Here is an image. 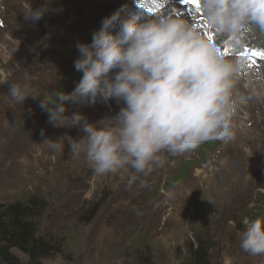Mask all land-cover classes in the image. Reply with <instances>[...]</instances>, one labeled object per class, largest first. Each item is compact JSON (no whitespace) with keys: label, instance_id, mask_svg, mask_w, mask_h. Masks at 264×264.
Wrapping results in <instances>:
<instances>
[{"label":"rangeland","instance_id":"rangeland-1","mask_svg":"<svg viewBox=\"0 0 264 264\" xmlns=\"http://www.w3.org/2000/svg\"><path fill=\"white\" fill-rule=\"evenodd\" d=\"M24 3L31 0H0V87L29 77L43 85L34 87L38 98L45 94L40 93L43 88L56 90L63 81L76 88L79 81L68 73L75 70L77 42L90 43L101 21L121 8L122 16L131 12L143 19H185L213 35L229 59L244 62L233 89L235 138L215 140L214 153L194 163L192 179L170 190L158 192L159 182L166 181L181 159L195 160V155L163 150L151 171L125 167L95 175L83 153L70 154L68 141L84 135L79 127L49 123L43 110L34 116L16 153L20 161L0 162V202L46 199L41 234L61 249L43 264H134L142 256L151 257L154 264H181L199 235L215 244L213 264H264V255L240 247L243 214L252 210L256 195L264 193V52L257 29L244 34L242 47L224 37L215 39L204 22L200 0H140L139 7L137 0H51L50 10L35 24L24 19ZM32 3L39 7L44 0ZM65 106L66 116L83 112L90 123L110 126L109 119L122 105L98 100L94 105L74 101ZM57 139L65 146L63 152L55 153L44 143ZM12 149L0 145V154ZM131 176L136 179L129 186ZM148 184L150 197L134 213L128 205Z\"/></svg>","mask_w":264,"mask_h":264},{"label":"clouds","instance_id":"clouds-1","mask_svg":"<svg viewBox=\"0 0 264 264\" xmlns=\"http://www.w3.org/2000/svg\"><path fill=\"white\" fill-rule=\"evenodd\" d=\"M51 0L39 7L22 4L26 21L35 24L50 10ZM140 6V0H137ZM209 33L224 37L236 47L253 28L264 34V0H200ZM124 8L101 21L91 42L79 41L74 62L82 78L72 93L45 95L40 108L49 123L79 127L84 133L68 141L70 154L86 156L95 175L130 167L151 171L159 153L173 155L195 149L210 140L235 138L233 117L242 59H229L207 35L180 17L143 19ZM9 96L22 104L34 95L28 81L11 83ZM94 105L116 100L122 106L110 126L90 123L83 112L65 115V101ZM243 98H241V102ZM55 153L63 152L60 139L44 142ZM136 179L131 176L129 186ZM240 247L251 255H264V219L242 221Z\"/></svg>","mask_w":264,"mask_h":264},{"label":"trees","instance_id":"trees-1","mask_svg":"<svg viewBox=\"0 0 264 264\" xmlns=\"http://www.w3.org/2000/svg\"><path fill=\"white\" fill-rule=\"evenodd\" d=\"M261 43V49L264 52V34H261L257 29ZM72 56V55H71ZM75 61L79 58V53H76ZM68 64V63H66ZM68 74H72L75 80L80 81L82 72L76 69ZM28 81L31 85L32 92L35 86H43L41 83L34 81L32 78L22 77L17 82ZM61 87V88H60ZM9 87H0V145L10 144L13 146L11 151L1 152L0 162L6 163L11 161L16 164L20 161V157L16 154L22 149L20 141L27 138L29 133L28 127L30 122H34L37 115L42 109L40 103L45 95L51 96L53 92L72 93L74 90L64 81L60 82L58 88H43L41 94L30 95L22 104H16L9 96ZM34 93V92H33ZM73 100L65 101V105L72 104ZM19 107V110L16 107ZM42 117V116H41ZM17 121H23L21 125H16ZM15 125L14 128H12ZM20 140H19V139ZM217 148L216 141H206L195 149L188 150L185 154L195 155V160L181 159L175 166V170L170 174L164 183L159 182L158 192L161 190H170L176 186L186 184L192 179L195 169V162L205 160L210 154H213ZM8 169V168H6ZM2 181V178H0ZM149 184L139 190L132 198L128 205L136 213V209L140 203L148 200ZM45 198H31L27 202L9 201L0 202V263L1 264H43L44 259L51 258L54 255L60 254V245L56 246L52 241L46 239L41 234L40 220L44 211ZM254 207L248 212H244L243 218L247 217L250 220L257 217L264 219V193H258L253 200ZM95 206L93 212L99 207ZM127 208V209H128ZM240 228V225H238ZM215 247L211 238L202 235L196 236V242L190 245L189 255L181 264H213L212 250ZM14 250H18L27 259L23 260ZM212 252V253H211ZM134 264H154L150 257H139Z\"/></svg>","mask_w":264,"mask_h":264},{"label":"snow or ice","instance_id":"snow-or-ice-1","mask_svg":"<svg viewBox=\"0 0 264 264\" xmlns=\"http://www.w3.org/2000/svg\"><path fill=\"white\" fill-rule=\"evenodd\" d=\"M190 2H192V3H197L198 0H190Z\"/></svg>","mask_w":264,"mask_h":264}]
</instances>
